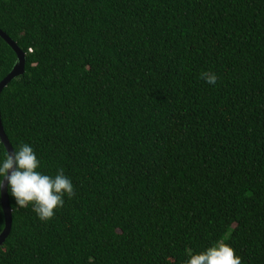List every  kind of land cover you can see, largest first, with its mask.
Here are the masks:
<instances>
[{"label": "trees", "instance_id": "trees-1", "mask_svg": "<svg viewBox=\"0 0 264 264\" xmlns=\"http://www.w3.org/2000/svg\"><path fill=\"white\" fill-rule=\"evenodd\" d=\"M0 30L5 135L75 190L47 221L8 190L0 264H264V0H0Z\"/></svg>", "mask_w": 264, "mask_h": 264}, {"label": "clouds", "instance_id": "clouds-1", "mask_svg": "<svg viewBox=\"0 0 264 264\" xmlns=\"http://www.w3.org/2000/svg\"><path fill=\"white\" fill-rule=\"evenodd\" d=\"M202 79L210 85L217 83V75L205 72ZM41 167L33 147L22 143L0 159V190L7 187L19 208L32 205L33 211L42 221L50 220L55 210L64 206V197L75 195L72 180L61 169L55 176L39 171ZM186 264H242L235 250L222 241L200 253L188 252Z\"/></svg>", "mask_w": 264, "mask_h": 264}, {"label": "water", "instance_id": "water-1", "mask_svg": "<svg viewBox=\"0 0 264 264\" xmlns=\"http://www.w3.org/2000/svg\"><path fill=\"white\" fill-rule=\"evenodd\" d=\"M0 37L7 43L9 47L14 51L16 55V62L13 66L11 72L0 82V93L2 90L15 78L22 76L25 72V54L19 49L17 44L9 38L3 31L0 30ZM0 141L4 145L6 152L12 151L13 148L5 135L2 127L1 117H0ZM0 205L4 215V229L0 234V246L3 245L6 238L8 237L11 230V207L8 198V187L7 182H5V187L0 190Z\"/></svg>", "mask_w": 264, "mask_h": 264}]
</instances>
